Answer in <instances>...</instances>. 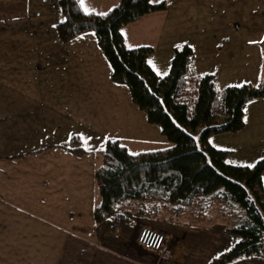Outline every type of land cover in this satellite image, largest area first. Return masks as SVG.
Listing matches in <instances>:
<instances>
[{"label":"crops","instance_id":"crops-1","mask_svg":"<svg viewBox=\"0 0 264 264\" xmlns=\"http://www.w3.org/2000/svg\"><path fill=\"white\" fill-rule=\"evenodd\" d=\"M9 1L2 5L8 20L45 8L44 0ZM55 1V17L48 28H37L26 36L20 34L18 26H12L9 35H0V264H187L188 244L197 253L195 239L192 243L186 239L189 228L206 237L212 235L215 241L224 240L222 252L227 250L238 237L220 220L191 225L196 227L167 223L164 230L175 234L182 244L172 262H155L137 247L131 250L136 223L130 211L120 209L105 221L94 223L92 210L99 203L93 178L97 164L94 151L100 148L80 145L83 140H92L93 126L91 117L73 114L77 102L71 100L70 93L75 95L80 81L89 75V34L81 32L62 41L56 24L63 15ZM116 2L96 0L89 9L104 11ZM166 10L147 13L136 21ZM231 25L238 31L244 27L245 39L252 37L254 29L264 35V26L246 20L245 24L234 20ZM21 38L29 40L22 53L28 59L18 51ZM77 67L79 81L71 83ZM259 99L264 97L249 101H255L256 106ZM246 107L240 132L249 126ZM256 113L250 121L253 128L260 122L264 125L263 109L251 108L249 118ZM72 138L77 141L72 142ZM75 144L83 154L70 149ZM223 264H264V254H245Z\"/></svg>","mask_w":264,"mask_h":264},{"label":"trees","instance_id":"trees-1","mask_svg":"<svg viewBox=\"0 0 264 264\" xmlns=\"http://www.w3.org/2000/svg\"><path fill=\"white\" fill-rule=\"evenodd\" d=\"M58 4L63 15L56 24L59 38L67 41L92 30L111 66V79L127 85L132 102L170 142L132 153L118 140L107 139L94 151L93 178L99 195L92 210L94 223L122 208L155 221L163 212L166 221L186 226L220 220L238 238L210 264L264 254V154L250 166L231 165L225 162L227 150L207 141L211 134L241 129L245 104L264 97V86L242 83L218 88L214 74L194 71L187 43L172 48L168 72L157 75L147 62L152 48L125 47L119 28L165 10L163 0H118L104 13L84 11L79 0ZM70 149L84 153L78 144Z\"/></svg>","mask_w":264,"mask_h":264},{"label":"rangeland","instance_id":"rangeland-1","mask_svg":"<svg viewBox=\"0 0 264 264\" xmlns=\"http://www.w3.org/2000/svg\"><path fill=\"white\" fill-rule=\"evenodd\" d=\"M33 1L38 3L42 0H30L31 3ZM163 1L167 9L165 12L148 16L149 18L145 20L143 17L140 21L127 23L119 28L125 47L147 45L152 48L147 62L157 75L162 76L168 72L172 48L181 43H187L193 51L192 66L194 71L198 74H214L218 88L242 83L264 86V35L261 32H255L254 29L252 37L245 39L243 37L245 35L244 27L238 31L231 25L234 20L244 24L246 20L252 25L264 26V0ZM9 2L14 3L15 0ZM42 2H45L43 10H32L28 14L26 12L28 16L23 18L22 15L19 16L15 13L17 19L11 16L8 20L5 10L2 9L5 0H0L2 9H0V35L7 33L9 35L8 30L12 26H18L21 29L20 34L26 36L32 35L37 31V28H48V24L50 25L51 20L55 17L53 6L56 7L57 1L44 0ZM93 2L96 0H84L83 10L90 11L89 5ZM117 3L112 4L107 10L103 8V11L101 8L100 10L95 9L94 12L104 13ZM88 34L86 45L89 47L92 60L89 72H87L89 75L86 81H80L81 85L77 88L75 95L70 91L71 100L76 99L77 102L76 112L73 114L79 118L82 116L91 117L93 126L92 140H83L80 145L85 148L97 149L102 148L107 139H116L132 153L168 146L170 142L160 133L159 125L148 122L145 111L132 102L127 85L111 79V66L103 55L94 32L89 30ZM20 40L23 43L20 42L17 46L18 51L22 54L30 43L26 38ZM22 57L28 59L23 54ZM73 69L75 75L70 77L71 83L79 79V67ZM64 82H68V80ZM259 100L261 101L255 103L256 106L254 105L255 101H248L245 104L247 106L246 117L249 122L246 131H224L208 136L207 141L211 146L227 150L226 163L250 166L263 157L264 125H261L260 122L255 124L254 128L251 126V118L256 117L257 113L249 118L251 108L264 111V99ZM194 136L196 137L197 134L195 133ZM197 143L200 145L199 142ZM261 181L264 187V169ZM122 210L131 212L136 229L141 224H149L164 230V226L170 223L165 220L163 212L159 215V221H155V219L145 220L129 208H122ZM177 225L181 226V223H177ZM134 236L135 232L129 243L131 250L133 248L136 250ZM172 236L167 248L170 250L171 257L168 260L161 258L163 262L176 261L177 256L174 252H178V248L182 245L181 242L179 243L180 238L175 234ZM210 237L214 238L212 235L206 237L193 228L188 229L186 239H189L188 243H192V239H195L197 253H194L192 244H188L191 250L187 264H210L211 258L224 250V240L215 241ZM139 252L148 254L152 258L154 256L149 251L139 250Z\"/></svg>","mask_w":264,"mask_h":264},{"label":"built area","instance_id":"built-area-1","mask_svg":"<svg viewBox=\"0 0 264 264\" xmlns=\"http://www.w3.org/2000/svg\"><path fill=\"white\" fill-rule=\"evenodd\" d=\"M173 238L168 231L161 230L149 224H141L137 227L134 241L136 247L140 250L153 253V261H163L161 258L168 260L171 257L168 248L169 240Z\"/></svg>","mask_w":264,"mask_h":264},{"label":"snow or ice","instance_id":"snow-or-ice-1","mask_svg":"<svg viewBox=\"0 0 264 264\" xmlns=\"http://www.w3.org/2000/svg\"><path fill=\"white\" fill-rule=\"evenodd\" d=\"M84 0H80L81 5H83ZM156 2H159V0H156Z\"/></svg>","mask_w":264,"mask_h":264}]
</instances>
